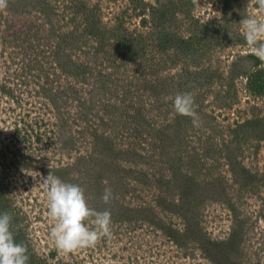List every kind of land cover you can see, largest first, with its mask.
<instances>
[{"label": "rangeland", "instance_id": "1", "mask_svg": "<svg viewBox=\"0 0 264 264\" xmlns=\"http://www.w3.org/2000/svg\"><path fill=\"white\" fill-rule=\"evenodd\" d=\"M246 17L264 22L257 0L0 10V213L29 264H264V62ZM182 92L200 127L175 111ZM49 174L111 211V237L54 246Z\"/></svg>", "mask_w": 264, "mask_h": 264}, {"label": "clouds", "instance_id": "2", "mask_svg": "<svg viewBox=\"0 0 264 264\" xmlns=\"http://www.w3.org/2000/svg\"><path fill=\"white\" fill-rule=\"evenodd\" d=\"M264 10V0H257ZM9 0H0V10L8 7ZM245 30L246 43L251 52L264 62V22L254 17L241 20ZM195 98L190 92L177 93L174 97V109L183 116L190 117L194 127H200L201 118L197 112ZM48 201L49 216L54 224L50 237L54 246L71 253L78 249L95 247L102 237H111V211H98L89 206L85 189L74 183L61 180L52 174L44 178ZM104 204L114 200L110 188H105L101 196ZM89 223L95 225L90 228ZM27 246L17 242L13 231V216L8 212L0 213V264H29Z\"/></svg>", "mask_w": 264, "mask_h": 264}]
</instances>
